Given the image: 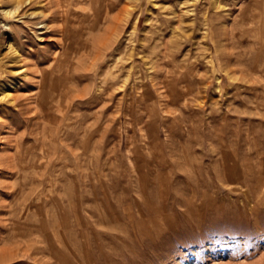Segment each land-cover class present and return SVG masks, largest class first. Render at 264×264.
<instances>
[{
  "label": "rangeland",
  "instance_id": "obj_1",
  "mask_svg": "<svg viewBox=\"0 0 264 264\" xmlns=\"http://www.w3.org/2000/svg\"><path fill=\"white\" fill-rule=\"evenodd\" d=\"M71 1L0 0V264H264V0Z\"/></svg>",
  "mask_w": 264,
  "mask_h": 264
},
{
  "label": "bare ground",
  "instance_id": "obj_2",
  "mask_svg": "<svg viewBox=\"0 0 264 264\" xmlns=\"http://www.w3.org/2000/svg\"><path fill=\"white\" fill-rule=\"evenodd\" d=\"M6 1H7L6 2L7 8L4 10L6 18L11 20L12 21L11 23L13 25H14V23H19V21H22L20 29L19 28L18 29L23 31L26 35H28L26 30L30 29L31 31H33L34 30L33 27L38 25L39 24L38 21L40 20V18L43 17L44 12L43 13L39 12L41 10V5H43V4L46 8L44 10L51 12V15L48 18L49 20L55 22V21L61 19V17H62V18H64L65 22H69V20H68L69 15H70V12H69L70 9L68 8L70 6L69 0H6ZM73 1H71V2H73ZM65 8L67 10H65ZM72 14H71V16H72ZM44 17H47V16H44ZM118 22H119V20H118ZM11 29H13V28H10V31H11ZM39 29L40 30H46L49 28H48V26L44 25V27H41ZM109 33H110V31H109ZM13 34L15 36L11 37V39H14L17 42V45L27 47V45L22 42L21 35H19V34L16 35L15 33H13ZM28 42H30V41H28ZM9 48H10V52H11V57H10L11 65H13V67H11L12 69H10L12 77L16 78V77L22 75L21 79L22 78L27 79L29 77V74L26 72V70L22 71L23 67L17 68L23 64V61L21 60V55L18 54L19 52H17L15 47L10 46ZM22 59L24 60V58H22ZM24 72H26V73H24ZM33 79L35 80V76L31 80L28 78V81L30 83V85H29L30 88L34 87L35 85H38L42 88V86H44L46 84V81L44 79H42L40 82H34ZM7 98H8V96H7ZM40 101H41V99L38 98V101L35 103L38 104V103H40ZM38 105H40V104H38Z\"/></svg>",
  "mask_w": 264,
  "mask_h": 264
}]
</instances>
